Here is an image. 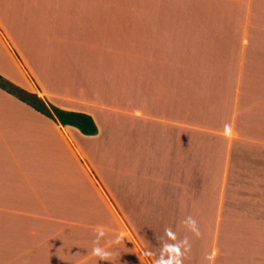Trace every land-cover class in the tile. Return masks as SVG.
<instances>
[{
	"label": "crops",
	"instance_id": "obj_1",
	"mask_svg": "<svg viewBox=\"0 0 264 264\" xmlns=\"http://www.w3.org/2000/svg\"><path fill=\"white\" fill-rule=\"evenodd\" d=\"M0 74L99 129L0 87V264H264V0H0Z\"/></svg>",
	"mask_w": 264,
	"mask_h": 264
},
{
	"label": "trees",
	"instance_id": "obj_2",
	"mask_svg": "<svg viewBox=\"0 0 264 264\" xmlns=\"http://www.w3.org/2000/svg\"><path fill=\"white\" fill-rule=\"evenodd\" d=\"M0 87L6 91L16 95L35 109L44 114L54 117L62 124H70L79 128L84 134H97L99 129L94 118L88 113L81 111H72L59 108L55 105L47 103L37 93L26 90L25 88L13 83L5 76L0 74Z\"/></svg>",
	"mask_w": 264,
	"mask_h": 264
},
{
	"label": "clouds",
	"instance_id": "obj_3",
	"mask_svg": "<svg viewBox=\"0 0 264 264\" xmlns=\"http://www.w3.org/2000/svg\"><path fill=\"white\" fill-rule=\"evenodd\" d=\"M185 224L196 235L200 234L196 225V221L194 219L188 217L185 220ZM95 233H96V239L94 241V246L91 250V254L99 258L101 261H109L112 256V253L108 251L105 247L101 246V240L105 238L107 233L102 226H97L95 228ZM165 233L170 240L175 241L176 235L170 228H166ZM116 242L119 243V239H117ZM189 250H190V246L188 245V241L186 239L183 240L182 244L165 243L162 246L159 257L153 260V264H182V257ZM143 255L152 257L153 253L151 251H145Z\"/></svg>",
	"mask_w": 264,
	"mask_h": 264
}]
</instances>
